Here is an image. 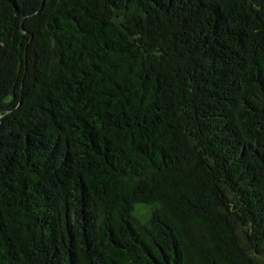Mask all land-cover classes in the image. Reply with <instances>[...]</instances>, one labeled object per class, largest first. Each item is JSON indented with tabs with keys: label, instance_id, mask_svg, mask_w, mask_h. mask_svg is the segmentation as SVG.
<instances>
[{
	"label": "trees",
	"instance_id": "16d2710c",
	"mask_svg": "<svg viewBox=\"0 0 264 264\" xmlns=\"http://www.w3.org/2000/svg\"><path fill=\"white\" fill-rule=\"evenodd\" d=\"M0 264H264V0H0Z\"/></svg>",
	"mask_w": 264,
	"mask_h": 264
}]
</instances>
